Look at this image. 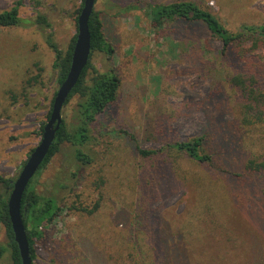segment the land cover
I'll use <instances>...</instances> for the list:
<instances>
[{"label": "rangeland", "instance_id": "obj_1", "mask_svg": "<svg viewBox=\"0 0 264 264\" xmlns=\"http://www.w3.org/2000/svg\"><path fill=\"white\" fill-rule=\"evenodd\" d=\"M19 2L21 19L43 15L49 28H0V175L13 181L41 141L59 87L46 38L65 51L83 4L0 0V12ZM175 2L209 10L232 32L243 24L264 25V0H96L93 12L113 47L118 99L90 130L83 149L88 166L81 167L75 149L64 144L35 178L36 192L54 196L61 211L46 228V240L36 242L31 264H119L130 231L147 264L157 257L154 235L164 251L162 264H264V192L236 203L220 177L204 172L201 181L175 156L182 171L171 174L169 166L144 161L135 151L136 145L160 149L165 138L199 136L207 117L216 133L220 124L239 118L226 82L235 65L220 56L219 42L203 28L181 22L157 28L146 18L149 7ZM258 57L264 62V54ZM61 118L77 124L73 105L63 107ZM251 134L243 137L246 156L263 151ZM138 219L148 221L136 229ZM5 241L0 224V244ZM0 264H10L8 252Z\"/></svg>", "mask_w": 264, "mask_h": 264}, {"label": "trees", "instance_id": "obj_2", "mask_svg": "<svg viewBox=\"0 0 264 264\" xmlns=\"http://www.w3.org/2000/svg\"><path fill=\"white\" fill-rule=\"evenodd\" d=\"M20 6L19 2L12 8L0 12V28L10 29L31 25L41 29L49 28L47 19L43 15H37L34 19H21L18 15ZM82 6L83 4L78 14ZM145 16L157 28L166 23L181 22L187 28L189 26L203 28L216 39L221 46L220 56L229 58L235 65L234 70L228 72L226 82L229 86V98L234 100L240 111H238L239 118L232 123L220 124L217 133L211 124V119L207 117L208 123L199 136L188 139L165 138V143L157 150H144L136 145V153L144 161H159L169 166L171 174L182 171L176 166L178 161L174 164L176 160L171 159L175 156L178 157L180 164L183 161L189 163L188 172L201 178V181L205 180L204 172L211 177L221 178L226 187L225 195L234 198L236 203L243 201L244 196L262 194L264 192V62L258 56L264 54V25L243 24L232 32L209 10L192 2L151 6L145 10ZM88 31L90 35L88 63L64 104L66 107L73 105L77 124L68 126L62 121L45 161L30 181L21 200L20 212L31 263L35 258L36 242L46 240V228L53 223L61 211L54 196L46 197L36 192L35 178L64 144L75 149V159L81 167L88 166L91 158L83 149L88 144L90 130L110 114L118 99L120 80L110 66L114 53L113 47L106 41L102 22L96 12H93L89 18ZM75 40L76 35L72 37L66 50L61 51L52 41L51 36L46 38L47 46L55 55L53 68L56 72L58 86L63 83L69 72ZM101 61H105L107 66L103 65L99 69L96 64ZM200 69L203 68L200 66ZM187 109L188 106L185 110ZM180 111L182 113L183 110ZM50 113L51 110L48 113V119ZM43 129L42 126L39 136H42ZM252 132L258 136L257 141L263 151L258 155L252 153L246 156L243 149V137L250 139ZM124 137L134 141L129 134L125 133ZM157 174L161 176V170H158ZM13 182L0 175V224L4 227L6 237L5 244H0V259L5 252H8L10 264H21L7 210V201ZM147 221L148 219H138L136 229L141 228ZM132 233L130 231L127 236L125 252L118 254L117 262L119 264H147L143 261V254L137 246V240L134 241L135 237ZM154 236L152 241L157 244V247L153 248V252L157 253V257H154L155 261L151 264H162L164 251L160 241L158 242L159 237Z\"/></svg>", "mask_w": 264, "mask_h": 264}, {"label": "water", "instance_id": "obj_3", "mask_svg": "<svg viewBox=\"0 0 264 264\" xmlns=\"http://www.w3.org/2000/svg\"><path fill=\"white\" fill-rule=\"evenodd\" d=\"M95 2L96 0H83V6L77 18V34L69 72L55 94L50 117L44 126L41 141L25 161L17 179L13 182V187L8 197V217L21 264H31L29 246L20 212L22 196L49 153L55 135L62 123L61 111L64 104L88 63L90 55L88 21L93 13Z\"/></svg>", "mask_w": 264, "mask_h": 264}]
</instances>
